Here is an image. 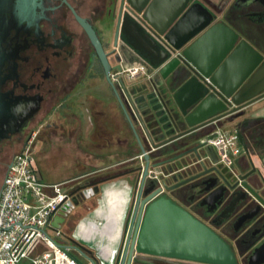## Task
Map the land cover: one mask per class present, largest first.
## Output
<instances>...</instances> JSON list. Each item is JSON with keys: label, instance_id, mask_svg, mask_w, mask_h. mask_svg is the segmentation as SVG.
Listing matches in <instances>:
<instances>
[{"label": "water", "instance_id": "1", "mask_svg": "<svg viewBox=\"0 0 264 264\" xmlns=\"http://www.w3.org/2000/svg\"><path fill=\"white\" fill-rule=\"evenodd\" d=\"M89 1L0 0V143L8 146L9 154L15 153L17 138H23L27 125L46 101L70 87L74 66H79L74 40L79 33L74 21H79L88 34L107 80L115 88L111 75L114 67L96 30L81 17ZM197 4L195 0H121L115 45L119 35L123 36L131 52L146 60L154 73L145 85L134 88L139 93L136 98L121 80L127 105L120 97L119 102L145 164L136 169L143 173L140 194L136 208L129 210L124 220L122 245L114 264H132L137 255L205 264L238 263L231 245L211 224L166 195L158 197L163 188L157 187V173L163 163L181 159L179 165H185L191 174L170 189L196 180L205 185L199 204L210 214L229 195L222 188H242L230 195L229 206L215 216L213 223L219 224L220 217L228 216L248 191L264 205L260 193L264 191V177L239 130V118L264 98V56L225 21L214 23L215 14L201 15ZM115 68L123 70L121 65ZM151 86L159 87L161 95ZM135 123L141 125L145 138L140 137ZM224 125L236 128L252 166L241 176V183L232 184L217 166H208L217 160L207 139ZM161 137L164 139L159 141ZM163 148L165 154L169 150L178 154L156 162ZM213 172L225 185L207 186ZM252 174H257L259 184L246 180ZM6 178V173L0 176V194ZM87 186L101 192L99 183L73 188L74 208ZM143 189L145 198L141 201ZM68 210L63 206L53 216L55 226H60ZM256 217L257 207L244 214L235 227ZM70 242L69 247L92 264H101L96 249L72 237ZM247 259L248 264H264V232L253 242V252Z\"/></svg>", "mask_w": 264, "mask_h": 264}, {"label": "flooded vegetation", "instance_id": "2", "mask_svg": "<svg viewBox=\"0 0 264 264\" xmlns=\"http://www.w3.org/2000/svg\"><path fill=\"white\" fill-rule=\"evenodd\" d=\"M195 2L199 3V5L197 4L195 8H197L201 15L211 17L212 14H215L216 20L214 23L225 21L240 33L241 38L246 39L253 47H255L253 43L256 44V42L252 43L253 38L256 39L259 37L264 41V0H195ZM120 7L121 0H90L88 9L81 12V17L91 23L96 30L103 48L107 53V57L111 62V65L114 67L111 70V75L113 77L118 95L115 88L107 80L104 66L101 63V60L88 34L79 21H74L75 28L79 33V37L74 35L79 66H74L73 77L69 81L70 87L62 88L46 101L39 114L27 125L23 138H17L18 145L15 153L9 154L8 146L0 143V161H2L0 176L7 173L8 168L10 167L20 146H22L25 142L29 144L31 143L32 145L34 138L38 135L35 129L37 122L49 119L51 114L56 111H58L61 115L63 114L64 116H69L72 119L69 122L70 124L74 123V126L70 128V130L62 129L60 134L65 135V132L67 131L70 136H76L79 147H82V143L84 139H86L87 141H92L93 146L101 148L103 146V142L98 141L97 137L101 139L103 136H105V139L109 138V141L107 140V143L104 144V146H109L110 143H112L111 134L115 130V127H119L118 125L114 126L113 124V108L114 105L117 104L120 111L124 114L119 102V97L127 105V95L121 85V80L126 83L129 89L130 87L127 83L129 73L126 71L127 68L124 66V62H129L130 57L132 56L130 47L126 43L123 36L119 35L118 45H115L116 27ZM206 30L207 29L199 33L195 38L203 34ZM132 54L135 64L144 62V59L139 57L137 54H134V51ZM120 65L123 67L122 71L115 68ZM149 66L150 64L148 63L146 68L147 70L151 68V66ZM102 73L104 75L105 83L100 82ZM142 75L145 74H138L133 78H138ZM145 84L146 83L144 82L139 85ZM151 87L152 90L157 92L159 91V87ZM159 92L161 95L162 90ZM132 95L133 98H136L139 96V93L132 92ZM87 117L90 120V127L88 129L86 128ZM233 130L236 131V128ZM86 134H88L89 140L87 139ZM94 135L96 137L92 139V136ZM163 139L164 138L161 137L159 141ZM214 149L215 148L213 147L212 151L217 161L216 163L208 166H217L220 172H222L232 184L239 182L241 176L252 169L249 161L246 168L240 169L236 163L237 159L231 167L226 166L219 161L218 151ZM165 151V149L159 150L158 153L160 157L156 162H163L167 158H172L178 154L177 151L174 150H169L170 152L166 154L164 153ZM122 155L124 156L125 154L123 153ZM140 155H142V153L132 155L128 159L121 158L112 163L108 167L112 169V171L110 170L104 176L97 175V172L93 171L94 173H91L89 176L91 178L83 184H78V187L90 183H99L101 190L104 185L113 180L125 179L129 184L130 192L127 213L129 210L133 211L137 206L138 195L140 194V175L143 174L136 169L141 167L142 163L145 164V160L141 159ZM137 157H139V159H136ZM182 159L184 160V158ZM180 162L181 159H177L171 162L163 163L158 167L156 181L157 187L162 186L163 188L158 197L166 195L176 203L194 213L201 220L211 224V226L233 248L238 259L237 264H248L247 256L253 252V242H255L264 232V205L261 204L257 198H255L253 193L248 191V194H244L243 200L237 203L236 207L233 211L229 212L228 216L220 217L219 224L213 223L215 216L222 214L226 207L229 206L231 201L230 195L236 191L238 192V190H241L242 188L239 187V185H237L233 190L228 191L222 188L225 191V194L229 195L225 199L224 203L218 207L216 212L214 214H210L207 211L206 206H201L199 204L201 198L204 196L202 192L205 185L199 184L196 180L170 189L171 186H174L191 176L189 169H186L187 167H185V165L180 166ZM257 178V174H252L248 176L246 180L252 185L255 183L259 184L260 182ZM212 185H216V187L225 185L223 179L219 178L216 172H213V177H211L207 184V186ZM260 186L262 185L260 184ZM262 187L264 188V184ZM263 188L261 189L264 190ZM260 193L264 197V191H261ZM144 198L145 195L143 189L141 201ZM256 207L258 217L255 219L248 218L243 221L238 228H236L235 224L238 220L244 214L253 211ZM72 251L76 252L81 260H87V258L82 256L78 251L74 249H72ZM175 260L171 262L172 259L170 258H161L151 255H137L132 264H205L186 260H179L180 262H175Z\"/></svg>", "mask_w": 264, "mask_h": 264}, {"label": "built area", "instance_id": "3", "mask_svg": "<svg viewBox=\"0 0 264 264\" xmlns=\"http://www.w3.org/2000/svg\"><path fill=\"white\" fill-rule=\"evenodd\" d=\"M146 68L144 61L131 65L126 71L133 78L146 74ZM207 140L218 151L219 161L228 167L246 154L235 130L218 128ZM140 158L143 159V155ZM6 175L0 194V264H92L88 259L83 262L72 255L69 246L70 237L74 236L64 230V224L75 209L71 194L73 187L68 186L69 181L46 182L31 143L14 156ZM97 195L94 186H87L78 196L89 200ZM63 206L69 210L57 227L53 224V216ZM109 232L108 219L102 223L88 220L80 223L78 229V234L87 241L97 235L108 238ZM95 249L101 264H113L117 256L115 250L111 251L103 243Z\"/></svg>", "mask_w": 264, "mask_h": 264}, {"label": "rangeland", "instance_id": "4", "mask_svg": "<svg viewBox=\"0 0 264 264\" xmlns=\"http://www.w3.org/2000/svg\"><path fill=\"white\" fill-rule=\"evenodd\" d=\"M131 55L133 56L132 52ZM132 56L130 57V66L134 63ZM128 64V62H124L126 68L128 67ZM153 73L154 71L152 70V67L147 70V74L151 75ZM100 82L105 83L103 73L101 74ZM114 107L115 110H113V113L118 116L119 107L117 104L114 105ZM70 120L72 119L69 116L61 115L56 111L51 114L49 119L37 122L35 129L38 135L34 138L31 149L33 150L38 167L45 180L69 181L68 186L75 188L78 184H83L89 180L91 178L89 177L91 173L97 172V175L104 176L110 170L112 171V169L108 168L109 165L121 159L122 154L108 153V150L111 149V147L104 146V144L107 143L106 141H109V138L105 139V136L101 139L97 137L98 141L103 142L101 148L92 145L93 142L88 139V134H86V137L89 141L84 139L82 147H79L76 136H70L67 131L65 132V135L60 134L62 129L70 130V128L74 126V123L70 124ZM86 126L87 129L90 127V120L88 117L86 120ZM94 137L96 136H92V139ZM27 145H29V143L25 142L20 146L17 153L22 151ZM101 194L103 195V188H101ZM100 196L99 193L96 198L89 200L79 197V204L70 216V221L68 223L70 224L69 226H76L79 217L85 214L88 210L93 209ZM90 247L95 249L91 245ZM173 260L175 259H172L171 262H173ZM178 261L179 260L177 259L175 260V262ZM83 262L88 261L86 260Z\"/></svg>", "mask_w": 264, "mask_h": 264}, {"label": "crops", "instance_id": "5", "mask_svg": "<svg viewBox=\"0 0 264 264\" xmlns=\"http://www.w3.org/2000/svg\"><path fill=\"white\" fill-rule=\"evenodd\" d=\"M214 1H218V0H214ZM256 39L253 38L252 43L256 42V44L253 43L255 45V48L264 56V49H263L264 41L263 39L259 37H257ZM144 61L146 62L148 66V62L146 60ZM128 63H129L128 67H130V61ZM149 75L150 74L146 73L145 75H142L141 77H138V78H131L128 76L127 83L130 89H132V92H137L134 88H136V86H138L139 84H143L144 82L147 83V81L149 80L151 76ZM114 108L113 110H115ZM118 114H117L118 116L114 114L112 117L114 126L118 125L119 127H115V130L111 134L112 143H110L109 145L111 149L108 150V153L110 154H114V153L123 154L124 153L125 154L124 156L121 155V157L124 159H128L132 155H135V154L136 155L141 154L140 146L137 142V139L125 115L120 111V109L118 110ZM248 118L255 119V120H264V98L260 99L259 101L254 103L252 106H250L245 111L244 115H242L239 118V120L243 122L244 120ZM135 124H136V128L138 132L140 133L141 137L145 138V133L143 132L141 125L139 123H135ZM230 126L231 125H224L220 128H224V129L229 128L228 130H233L234 128ZM260 151L258 153H253L251 151L250 152H251V155H252V158L254 160L257 170L264 177V148ZM130 153H132V155H129ZM248 161L249 160L247 156L244 154V155H241L239 158H237L236 163L240 169L241 168L244 169L246 168ZM45 181L50 182V183L62 182V181H47V180ZM129 194H130L129 184L125 179H116V180H113L107 183L106 185L103 186V195L100 192L101 196L99 197V200L96 203L95 207L91 210H88L85 214L80 216L77 221L76 226L74 227L69 226L70 224H68L70 221V216L73 212L70 214L69 218L64 224L65 232L68 235H73L75 238H77L79 241H81L85 245H88V246L91 245L94 248H96V246H98L100 243H103V244H107L111 248V251L115 250L116 252H118L120 245H122L121 243L123 240V223H124L127 210H128ZM110 200L118 201V204H116L118 207L114 211H111V209H109ZM106 219H108L109 221V230H110L108 238L107 237L100 238V236L97 235L95 236V238H92L91 241L90 240L87 241L88 239L84 237L81 238V236L78 234L80 223L86 222L88 220L94 221L96 223H102ZM114 263L115 261L113 262V264ZM105 264H112V263L105 262Z\"/></svg>", "mask_w": 264, "mask_h": 264}, {"label": "trees", "instance_id": "6", "mask_svg": "<svg viewBox=\"0 0 264 264\" xmlns=\"http://www.w3.org/2000/svg\"><path fill=\"white\" fill-rule=\"evenodd\" d=\"M264 120L246 119L239 125V130L244 135L248 148L253 153H258L264 148ZM261 152V151H260ZM132 155V153H130ZM76 186L75 188H77ZM74 188V189H75ZM74 255L80 261L81 258L76 252L72 251Z\"/></svg>", "mask_w": 264, "mask_h": 264}, {"label": "bare ground", "instance_id": "7", "mask_svg": "<svg viewBox=\"0 0 264 264\" xmlns=\"http://www.w3.org/2000/svg\"><path fill=\"white\" fill-rule=\"evenodd\" d=\"M110 207L109 209H111V211H114L118 206L116 204H118V201H113V200H110Z\"/></svg>", "mask_w": 264, "mask_h": 264}]
</instances>
